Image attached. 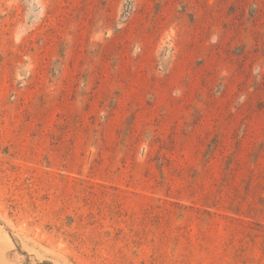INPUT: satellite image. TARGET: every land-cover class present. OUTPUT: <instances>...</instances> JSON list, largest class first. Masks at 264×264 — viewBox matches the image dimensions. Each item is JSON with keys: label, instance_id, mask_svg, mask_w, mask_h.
Wrapping results in <instances>:
<instances>
[{"label": "rangeland", "instance_id": "rangeland-1", "mask_svg": "<svg viewBox=\"0 0 264 264\" xmlns=\"http://www.w3.org/2000/svg\"><path fill=\"white\" fill-rule=\"evenodd\" d=\"M0 264H264V0H0Z\"/></svg>", "mask_w": 264, "mask_h": 264}]
</instances>
